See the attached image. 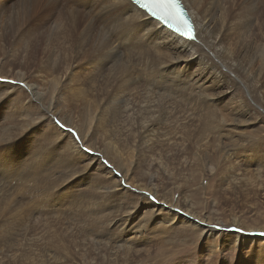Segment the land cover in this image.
Instances as JSON below:
<instances>
[{"label":"bare ground","instance_id":"obj_1","mask_svg":"<svg viewBox=\"0 0 264 264\" xmlns=\"http://www.w3.org/2000/svg\"><path fill=\"white\" fill-rule=\"evenodd\" d=\"M70 1L62 0L50 22L41 27L38 17L42 9L35 0H0V240L9 245L8 251L13 253L7 256L13 258L17 257L14 251L21 257L30 254L25 249L19 250L17 236L20 227L28 223L44 224L39 216L41 211L37 213V209H55L50 214L59 217L60 210L70 211L66 213L69 218L63 222L70 226L78 211L80 222L94 218L91 196L95 190V169L98 177H104L109 183L106 187L109 191L104 189L105 185L99 186L108 194L119 195L131 188L136 189L128 182V171L134 166L149 165L151 154L164 146L166 139H178L177 134L168 136L164 133L169 123L194 126L197 148L205 145L207 139L200 142L212 133H218L220 143L233 142L226 159H242V163L236 164L238 169L244 167L243 176L246 177V168L251 166L264 171V160L255 157L258 151L250 145L244 148L248 145L245 144L248 143L245 127L264 118V55L257 63L249 60L253 54L250 51L254 50L251 47L259 43L255 42L258 41V13H261L258 4L264 7V0H183L197 27L196 41L179 37L142 12L130 13L124 17L125 21L132 17L133 24L141 25L143 30L123 33L115 40L116 48L120 47L121 40L126 47L110 61L100 60L97 52L99 33L101 29L107 30L106 21L111 19L110 16L98 19L105 8L102 0H80L79 5L75 0ZM82 4L89 6H80ZM80 16L85 17L83 22ZM244 40L245 45L239 47ZM61 55H64L63 59H60ZM35 59L37 63L32 64ZM150 70L162 75L166 71L171 75L173 81L167 91L150 84ZM238 70L244 73V78L237 77ZM109 87L113 93L106 96L104 91ZM70 94L74 95L71 102L67 100ZM172 94L184 99L194 110L188 112L191 109L188 108L177 112ZM53 116L79 133V143L72 134L54 123ZM179 118L185 122L180 123ZM119 122L150 124L140 131L136 159L129 161V170L124 173L120 169L113 176V168L117 169L113 164L109 163L113 168L93 164L100 160L95 155L91 156V163L87 161L94 151L99 150L93 140L118 139ZM211 123L218 124L215 132L204 126L201 132L198 130L201 125ZM222 127L237 131H223ZM51 139L57 146L55 155L47 148ZM81 146L92 149V152H83ZM196 156L203 160L202 166H209L212 171L201 153ZM53 159L57 164L73 162V165L65 177H56L53 172V177L60 179L58 182L56 179L53 183H46L45 178L51 173L43 166ZM122 174L124 177L118 179ZM239 174L236 170L233 181L236 182ZM76 176L80 180L70 182ZM256 185H253L255 190ZM261 190L264 191L262 181L258 184V192ZM48 195H58L61 206L47 205ZM182 205L189 206L179 198H165L163 202H157L155 198L152 203L141 202L132 206L126 211V217L113 223L114 228L118 229L123 219L128 218L131 223L140 214L142 218L121 228L112 238L111 253L118 252L121 256V249L131 250L148 241V235L154 229L166 232L189 229L197 231L203 241L198 246L202 258L208 254L225 253L237 258L239 264H263L264 235L252 236L251 230L264 233V227H249L235 214L229 225L248 230L239 228L234 231L232 227V232L228 225L217 230L201 225L205 224L203 219L210 220ZM184 210L188 213H183ZM72 213L74 217H70ZM85 223L81 240L66 244L67 253L59 255L56 249L47 247L41 257L30 260L58 263L69 259L71 248L77 250L91 242L93 232L89 221ZM8 236H16L14 242L12 238L6 239ZM209 242L215 243L214 250L204 246ZM3 251L0 242V252ZM119 261L123 259H110L113 264ZM23 263H28L27 257ZM0 264H5L4 256L0 257ZM210 264L219 263L213 260ZM220 264L227 263L220 261Z\"/></svg>","mask_w":264,"mask_h":264},{"label":"rangeland","instance_id":"obj_2","mask_svg":"<svg viewBox=\"0 0 264 264\" xmlns=\"http://www.w3.org/2000/svg\"><path fill=\"white\" fill-rule=\"evenodd\" d=\"M69 1L70 0H66V2ZM258 7L260 8L259 11H261V13H258V18L260 19L258 21V30H256L258 41L256 40L255 42H259L262 48L259 47V43L256 45L254 44L251 47L254 50L250 51L253 52V54L251 53L252 55L249 58L250 61H255L256 63L259 62L261 56L264 55V7H262L261 4L260 6L258 4ZM80 20L83 22L85 17L80 16ZM244 45L245 40L240 42L239 47ZM63 57L64 55H61L60 59H63ZM33 62L32 64L37 63V59ZM164 72L165 74L162 75L159 74V72L152 73L150 70L151 76L149 75L148 77L150 79V84L153 87L167 91L169 84L173 81V79L171 75L166 74V71ZM64 77L67 78L68 76L64 75ZM237 77L244 78L245 75L241 70H238ZM110 88L111 87L105 89L104 92H106V96L107 93H113V91L108 90ZM70 95L71 97H68L67 99L69 102H71V98L74 96L72 94ZM172 95L174 96L173 98H175L173 100L175 102V104L173 102V106H175L177 112L192 107L184 99L178 98L179 96L177 94ZM48 97H51V95ZM192 110L194 109L191 108L188 112ZM53 118V121L59 119L54 116L51 119ZM179 122L182 123L185 122V120L179 118ZM148 124L150 123H145V125H143V123L119 122L117 125L118 139L115 140L107 138L105 141L93 140V142L99 147V150L94 148L96 151L90 155V160L87 162L91 163L93 161L91 156L95 155L100 158V162L96 161L93 164L99 163L103 168L105 165L103 162L107 161L108 164L111 163L117 168H113L110 164L105 165L113 168V176H116V173L120 172V169L124 170L125 173L129 170V161L132 160L134 162L136 159L135 152L140 143V131ZM168 125L169 128L166 129L164 133H167L168 136H174L177 134L178 139L176 141H168L166 139L165 145L151 154L149 165L145 164L134 166L128 171V176H130L128 182L132 186H135L136 189L131 188L130 191L119 195L108 194L105 190L109 191V188L106 189L109 183H107L104 177H98L97 169L94 170L95 190L91 196V211H94L95 214L93 219L88 218L85 220V222L89 221L93 232L91 242L87 246H80L77 250H75V248H71V255H68V258L69 256L70 258L64 262H60L59 260L58 263H42L36 260H30L32 257H41L44 253L43 249L47 247L56 249L59 255L67 253L68 250L66 249V244L69 241L81 240V234L84 229L83 225H86L85 222H80L79 211L76 219L73 220V224L70 226L63 223L66 218H69L66 213L70 211L65 213L63 210H60L61 213L59 212V214H61V217H59L57 214V216L55 214H50L54 212L53 210L55 209L49 210L47 208H42V210L45 209L43 211L41 209H37V213L40 211L43 212L42 214L40 212L39 216L40 219L42 218L44 224L37 225L34 224V222L28 223L20 227L19 234L17 236V246L20 247L19 250L25 249V251H29L30 254L28 256L21 257L19 252L14 251V253L16 252L17 257H9L7 254L11 255L13 251H8L9 245H5V241L0 240V242L3 243L4 249L3 252H0V257L4 256L5 264H113L110 262V259L116 260L118 257L122 258L123 261H119L117 264H210L213 260H216L219 264L220 261H224L227 264L231 261V264H239L237 258H232L230 255L225 253L222 255L214 253L215 255L212 256H209L208 254L205 255L206 257L202 258L199 254L200 247L198 246H200L203 241L199 238L197 231L189 229H177L167 232L154 229L148 235V241L134 246L131 250L128 248L121 249V256L118 252L116 254L111 253L110 242L112 238L116 236L121 228L139 221V219L142 218V215L140 214L138 218L131 223L128 222V218L127 220L123 219L118 229L114 228L115 226H113V223L122 217H126V211L135 204L148 201L152 203L154 200L151 199V197L156 198L157 202H163L165 198H179L182 201H186L189 206L182 205L183 207L192 208L199 216L207 217L210 220V222H208L202 218L203 221H205V224L202 223L201 225L213 227L217 230L218 228L227 227V225L231 226L229 225L230 220L233 219L235 214H237L240 220L246 223L249 227H264V191L261 190L258 192L259 182L262 181L264 183V171L261 172L257 170L255 166H251L246 168V177L243 176L244 167L238 169L239 166L236 164V162H241L242 159H226L229 154L228 152H231L229 145L233 142L225 141L224 143H220L218 140V133H212L208 137L204 138L200 143H203L207 139L206 144L201 145V148H197L195 144L196 138L193 136L195 130L194 126L184 127L181 124L174 123H169ZM217 125V123L204 124L201 125V128H198V130L200 129L201 132V129L204 126L207 130H214L215 132V126ZM173 127H175V129H173ZM223 127L221 128L223 131H230L232 133L237 131L228 127L223 129ZM244 131L248 138V143H246L243 139L245 144H248L247 146L245 145L246 147L244 148L246 149L250 145L253 150L258 151L255 156L258 157L257 160H264V118L260 119L250 127H245ZM51 140L48 141L47 148H49V150L52 151V154L55 155V149L57 146L55 145L54 140L53 142ZM50 141L51 143H49ZM240 142L244 143L241 140ZM120 148H122V150ZM199 153L205 157L206 163L211 165L212 171L209 166H202L203 160L196 156V154ZM54 161V159L49 160V163L45 162L43 166L44 170L47 167L48 171L45 170L46 172L49 174L51 173L49 176L46 175L48 177L45 176L46 183H53L56 179V182H58L60 179H55L53 175L56 174L54 175L56 177H65L69 174V169L73 165V162L68 164L65 162L61 165ZM49 165L52 168H50ZM66 165L68 166L65 167ZM79 170L80 168H78V171ZM234 170H237L240 173V176H236V182L233 181L234 178H232L235 173ZM50 176L52 178H49ZM151 176L152 178H150ZM123 177L124 176L122 174L118 176V179H122ZM75 180L80 179L76 176L71 179L70 182H74ZM252 184H257L256 190L254 189L255 186ZM99 186H104L105 190ZM253 190H255V194L253 193ZM48 197L49 200H47V205L53 203L54 205H57V208L61 206V201L59 202L60 198L58 195H48ZM117 203L120 204L119 207L116 206ZM140 209L141 208H139V211ZM143 212L145 215L147 214L145 213L146 208L143 209ZM183 213L186 214L188 212L184 210ZM44 214L48 215L45 216ZM72 216L74 217L75 214L72 213L70 217ZM57 217L60 218H58L60 222L57 220ZM45 219L46 221H44ZM148 221L149 220H146V222ZM36 222H38V220H36ZM55 223H59L57 224L59 227L55 225ZM206 223H209L210 225ZM52 225L56 227L53 228ZM232 227H234V231L239 230V228L248 230L242 226L232 225L230 227L232 232H234ZM53 231L55 232L53 233ZM226 231L230 230L226 229ZM259 234H261L259 230H251L252 236ZM14 237L16 236H8L6 239H13ZM204 246L211 250H214L216 247L213 242H209ZM26 257L28 258V263H23ZM262 258L264 264V254Z\"/></svg>","mask_w":264,"mask_h":264},{"label":"snow or ice","instance_id":"obj_3","mask_svg":"<svg viewBox=\"0 0 264 264\" xmlns=\"http://www.w3.org/2000/svg\"><path fill=\"white\" fill-rule=\"evenodd\" d=\"M61 2L62 0H35V3H38L42 9L38 17V20L41 21V27L50 22ZM75 2L78 5L80 4V0H75ZM102 2L105 8L98 19L103 20L105 17H111L106 21L107 30L101 29L99 33L97 52L99 59L102 61H110L126 47L122 40L119 48L114 46V41L120 39L123 33L143 30L141 25L133 24L132 17L125 21L124 17L133 12H142L150 20L154 18L162 26L173 30L179 37H183L188 41L197 40L194 25L181 7L179 0H102ZM80 6L88 7L89 5L82 4ZM45 17L47 18L45 19ZM54 123L60 129L72 134L73 139L79 143L81 139L79 133L72 128H67L58 119ZM82 151L91 153L92 149L82 147ZM103 163L108 164L107 161ZM151 199L154 200L155 198L151 197ZM261 235H264V233H261Z\"/></svg>","mask_w":264,"mask_h":264}]
</instances>
